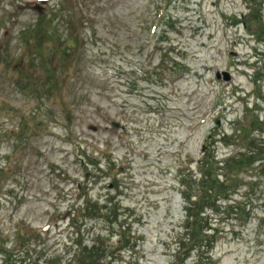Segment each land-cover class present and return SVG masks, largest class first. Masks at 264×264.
<instances>
[{"label":"rangeland","instance_id":"374dc122","mask_svg":"<svg viewBox=\"0 0 264 264\" xmlns=\"http://www.w3.org/2000/svg\"><path fill=\"white\" fill-rule=\"evenodd\" d=\"M40 2L0 0V264H79L125 227L114 263L168 264L205 136L264 119V0ZM256 166L207 209L212 264H264Z\"/></svg>","mask_w":264,"mask_h":264},{"label":"trees","instance_id":"16d2710c","mask_svg":"<svg viewBox=\"0 0 264 264\" xmlns=\"http://www.w3.org/2000/svg\"><path fill=\"white\" fill-rule=\"evenodd\" d=\"M261 27L264 29V24ZM255 107L256 105L251 109L247 104L246 116L233 125L232 132L219 130L218 125H215L201 145L203 156L197 163L198 170L195 172L189 168L188 174L181 175L180 188L185 201L186 217L179 225L180 230L174 238L175 252L169 264H185L195 250H198V263L212 264L206 249L215 244V239L207 209L216 205L219 199L229 196L242 172L257 167V163L259 167L264 168V140L255 143L252 138L256 132L264 133V119L253 113L256 111ZM218 141L228 146H240H235L234 152L219 159L213 148ZM261 143L262 151L259 147ZM125 228L116 244L104 241L108 251L104 252L100 248L98 237L90 246L85 245L81 251L75 252L68 261L72 262L75 256L83 253L85 259L79 264H116L112 261V255L121 253L122 248L134 247V244H129L130 227ZM3 246L0 239V248Z\"/></svg>","mask_w":264,"mask_h":264},{"label":"water","instance_id":"95a60500","mask_svg":"<svg viewBox=\"0 0 264 264\" xmlns=\"http://www.w3.org/2000/svg\"><path fill=\"white\" fill-rule=\"evenodd\" d=\"M39 10L43 12V9L39 7ZM223 74L225 75V79L229 80L231 79V74L229 71H223Z\"/></svg>","mask_w":264,"mask_h":264}]
</instances>
